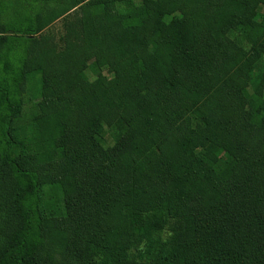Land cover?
I'll return each instance as SVG.
<instances>
[{
  "label": "trees",
  "instance_id": "obj_1",
  "mask_svg": "<svg viewBox=\"0 0 264 264\" xmlns=\"http://www.w3.org/2000/svg\"><path fill=\"white\" fill-rule=\"evenodd\" d=\"M263 7L0 0V264H264Z\"/></svg>",
  "mask_w": 264,
  "mask_h": 264
},
{
  "label": "rangeland",
  "instance_id": "obj_2",
  "mask_svg": "<svg viewBox=\"0 0 264 264\" xmlns=\"http://www.w3.org/2000/svg\"><path fill=\"white\" fill-rule=\"evenodd\" d=\"M118 10H119L118 7H107V8L105 9V13H106L107 15L111 16V15H115V14H117V13H118ZM261 10L264 11V7L261 8ZM59 27H60L59 23L55 25V28H59ZM88 75L90 76L91 80H94V79L96 78L91 72H88ZM27 112H29V111L27 110ZM103 143H104V145H106V146H110V145L113 144V141H112V139H111V137H110L109 134H106V135H105V138H104Z\"/></svg>",
  "mask_w": 264,
  "mask_h": 264
}]
</instances>
